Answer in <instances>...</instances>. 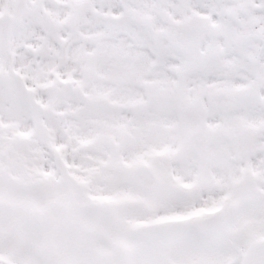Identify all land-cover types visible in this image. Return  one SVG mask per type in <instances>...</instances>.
<instances>
[{"label":"snow or ice","instance_id":"1","mask_svg":"<svg viewBox=\"0 0 264 264\" xmlns=\"http://www.w3.org/2000/svg\"><path fill=\"white\" fill-rule=\"evenodd\" d=\"M0 264H264V0H0Z\"/></svg>","mask_w":264,"mask_h":264}]
</instances>
